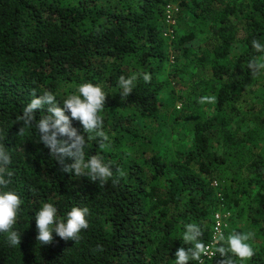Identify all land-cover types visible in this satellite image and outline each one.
<instances>
[{
    "label": "trees",
    "instance_id": "16d2710c",
    "mask_svg": "<svg viewBox=\"0 0 264 264\" xmlns=\"http://www.w3.org/2000/svg\"><path fill=\"white\" fill-rule=\"evenodd\" d=\"M169 4L179 8L174 40L164 32ZM253 39L264 43V0H0V137L12 154L9 190L24 200L21 244L0 234V264H173L188 247L184 225L198 224L211 244L217 212L225 236L255 234V255L236 264H264V73L247 68L260 55ZM145 72L151 83L139 78L122 98L119 77ZM88 82L107 93L110 147L93 139L86 159L122 169L115 185L62 172L34 128L17 135L33 92L52 91L62 106ZM46 202L64 220L72 207L90 209L78 243L56 233L37 241Z\"/></svg>",
    "mask_w": 264,
    "mask_h": 264
},
{
    "label": "clouds",
    "instance_id": "9594fccd",
    "mask_svg": "<svg viewBox=\"0 0 264 264\" xmlns=\"http://www.w3.org/2000/svg\"><path fill=\"white\" fill-rule=\"evenodd\" d=\"M252 48L260 55L253 57L247 64L253 78L264 73V43L259 39L251 41ZM142 78L144 82L151 83V75L147 72L133 74L129 77H119L121 96H129L136 82ZM107 93L98 84L91 82L79 85L75 93L68 95L61 103L57 102V96L52 91H45L42 95L33 92V98L23 108L17 121L21 124L17 135H24L27 130L35 129L39 134L38 143L43 144L49 150L51 156L56 158L61 166L60 170L76 177L87 176L92 182H99L100 186L111 180L113 185L125 176V172L117 168L113 172L110 164H106L100 155H92L86 159L85 148L89 141L99 139V147L108 149L110 137L104 130V112ZM215 96L199 98L201 104L215 103ZM47 107L48 114H42L37 119L38 109ZM78 121L83 129L81 134L73 127V121ZM2 131V129H0ZM0 137V234H5L10 247L20 246L21 234L14 230L24 200L15 190H9L14 172L10 170L13 163L12 154ZM70 161V162H69ZM91 215L87 207H72L67 213L66 220L58 219V209L53 203H43L35 214L37 241L41 245H50L54 241L53 233L61 239L73 240L78 243L82 239V231L90 227L88 217ZM217 227L211 244H205L202 240L203 230L196 223L184 225L182 241L184 246L175 252L173 264H204V258L219 255L218 264H236L234 258L240 261L250 260L255 255L253 241L255 234L249 232H235L225 236L221 230L220 213H216ZM103 251L101 245L97 249Z\"/></svg>",
    "mask_w": 264,
    "mask_h": 264
},
{
    "label": "built area",
    "instance_id": "2783aa9c",
    "mask_svg": "<svg viewBox=\"0 0 264 264\" xmlns=\"http://www.w3.org/2000/svg\"><path fill=\"white\" fill-rule=\"evenodd\" d=\"M178 11H179V8L174 4H169L165 10L167 26L165 27L164 32H165V36L169 37L171 40H174V38H176L177 20L175 19V15ZM220 217H221L220 227H221V230L224 232V228L227 227V223H226L227 215L224 216L220 214ZM215 219H216V216H215ZM216 227H217V221L215 220V229ZM214 235H215V231H214Z\"/></svg>",
    "mask_w": 264,
    "mask_h": 264
},
{
    "label": "rangeland",
    "instance_id": "374dc122",
    "mask_svg": "<svg viewBox=\"0 0 264 264\" xmlns=\"http://www.w3.org/2000/svg\"><path fill=\"white\" fill-rule=\"evenodd\" d=\"M189 24V22L188 21H186L184 24H180L179 25V31L181 32V31H185V29H186V27H187V25ZM176 30H177V32H178V28L176 27ZM181 105L180 104H177V107L179 108ZM227 227H225L224 228V230L226 229V228H228L229 227V225H228V220H227Z\"/></svg>",
    "mask_w": 264,
    "mask_h": 264
}]
</instances>
